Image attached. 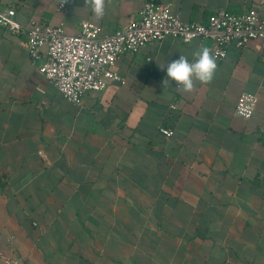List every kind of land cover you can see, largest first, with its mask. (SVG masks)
Wrapping results in <instances>:
<instances>
[{"label":"crops","instance_id":"1","mask_svg":"<svg viewBox=\"0 0 264 264\" xmlns=\"http://www.w3.org/2000/svg\"><path fill=\"white\" fill-rule=\"evenodd\" d=\"M145 1L110 0L99 20L84 0H0V10L12 6L22 25L74 33L86 20L109 35ZM259 1L171 9L206 22ZM26 42L0 25V252L10 264H264L263 41L231 43L212 83L184 93L163 86L166 64L213 41L165 36L123 54V81L78 106L38 72ZM242 92L257 96L249 119L234 111Z\"/></svg>","mask_w":264,"mask_h":264},{"label":"built area","instance_id":"2","mask_svg":"<svg viewBox=\"0 0 264 264\" xmlns=\"http://www.w3.org/2000/svg\"><path fill=\"white\" fill-rule=\"evenodd\" d=\"M172 0H146L129 23L112 34L102 35L101 27L90 21H82L78 31L67 33L63 23L51 25L31 21L22 25L14 19L15 10L8 6L0 10V25L12 35L26 33V50L38 72L73 105H81L86 91H101L109 81H123L114 70L121 56L134 53L148 42L173 36L188 42L197 37L213 41L210 47L216 60L224 58L231 43L243 47L252 39L264 42V0L242 12L224 8L209 15L206 22L182 21L172 11ZM65 5L59 3V8ZM257 96L242 92L235 103V114L249 119L255 109ZM176 109L175 102L170 104ZM165 137L173 130L160 126ZM0 261L12 260L0 252Z\"/></svg>","mask_w":264,"mask_h":264},{"label":"clouds","instance_id":"3","mask_svg":"<svg viewBox=\"0 0 264 264\" xmlns=\"http://www.w3.org/2000/svg\"><path fill=\"white\" fill-rule=\"evenodd\" d=\"M62 4L67 0H61ZM110 0H84L97 20L105 15L106 4ZM192 61L185 55H179L178 59L166 64V78L163 86H171L175 82L176 88L184 93L195 90L196 82L207 85L212 83L217 70V62L208 47L200 46L192 53Z\"/></svg>","mask_w":264,"mask_h":264}]
</instances>
